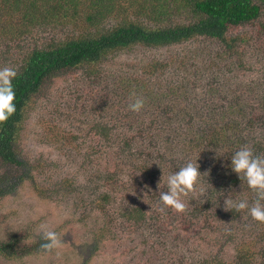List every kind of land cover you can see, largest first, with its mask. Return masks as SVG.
I'll return each instance as SVG.
<instances>
[{
    "label": "rangeland",
    "instance_id": "374dc122",
    "mask_svg": "<svg viewBox=\"0 0 264 264\" xmlns=\"http://www.w3.org/2000/svg\"><path fill=\"white\" fill-rule=\"evenodd\" d=\"M254 2L263 11L264 0ZM158 4L156 0H0V67L16 69L27 51L97 34L124 21L156 28L188 24L195 18L190 8L178 10L169 3H163L165 15L158 16ZM260 24L257 19L229 30L239 39L233 49V58L239 54L234 66L227 64L235 62L232 55L218 65L215 44L195 38L163 48L135 45L112 53L96 68H76L47 80L26 107L17 141L26 165L17 169L0 160V189L9 192L0 196V243L14 235L20 238L21 247L29 248L10 258L0 255V264H197L212 256L231 260L238 243L222 237L230 234L226 219L188 215L194 216L195 208L206 201L205 188L201 192L203 186H197L184 197L188 205L184 212L170 208L161 213L157 185L161 179L159 193L166 191L167 176L192 155L189 150L184 154L179 150L181 143L172 139L174 132L168 129L178 120V107L188 109L182 115L202 110L207 95L217 101L221 98L224 85L220 84H264V30ZM190 53L195 57L190 58ZM161 60L170 64L154 75L143 74L147 64ZM182 76H190V84H185L189 95L178 100L175 109L166 108L169 125L165 116L160 124H149L150 112L164 108L162 100H144L141 111L134 112L131 102L118 95L120 84L143 82L150 86L147 92L162 93ZM118 77L125 80L118 84ZM204 84L218 87L210 93ZM142 130L160 136L156 149L148 146ZM127 141H131L130 147L123 145ZM222 153H211L214 159L206 156L213 159L209 161L198 157V163L201 167L214 163L222 169L226 164ZM142 162L156 174L150 177L151 168ZM137 166L143 169L142 176ZM105 176H113L124 189L114 191L115 185L103 182ZM230 190L248 201L255 199L244 187L231 186ZM104 192H109L114 223L103 240L95 243L105 218L94 202ZM144 193L145 198L139 200ZM141 204L149 217L135 225L128 223V208ZM166 215L170 217L167 224L154 218ZM41 224L59 233L60 247L51 252L35 249L42 242Z\"/></svg>",
    "mask_w": 264,
    "mask_h": 264
},
{
    "label": "trees",
    "instance_id": "16d2710c",
    "mask_svg": "<svg viewBox=\"0 0 264 264\" xmlns=\"http://www.w3.org/2000/svg\"><path fill=\"white\" fill-rule=\"evenodd\" d=\"M159 1L157 8L158 16H163V3L171 4L178 10L190 8L195 14L193 21L184 25H170L156 28H144L140 25L124 21L112 29L103 32L80 36L75 39L62 40L52 44L45 49H33L20 56V64L15 69L17 72L13 84L16 91V111L3 123H0V160L3 164L22 169L26 163L18 153L17 141L20 136L23 122L25 120L26 107L31 98L37 94L43 84L64 71L76 68H96L102 64L112 53L121 50L130 49L135 45L143 47H171L183 44L196 39H202L215 44L213 50L217 63L226 61L228 56L232 55L235 62L229 60L227 64L232 66L238 64L239 54L233 58L234 48L237 46V37L231 36V28L250 24L257 19L260 20V27L264 30V9L254 2V0H156ZM162 2V3H160ZM33 5V3L31 4ZM36 5V1H35ZM96 17V15H95ZM262 18V19H260ZM89 19H93L91 16ZM194 54L190 53L191 56ZM178 57V56H177ZM211 56V61L215 60ZM166 59V58H165ZM169 60H161L156 63H149L143 73L156 74L169 65ZM124 78H117V83H121ZM143 80V79H141ZM140 80V81H141ZM128 82V81H127ZM190 76L180 77L178 84L168 85L166 91L156 93L149 91V84H120L118 95H123L126 102L133 103L136 97H142L144 100L156 101L164 108H158L150 112L152 120L149 124H160L159 119L165 116L167 125L171 123L168 117L167 109H175L178 100L187 99L189 90L185 84H190ZM224 87H230L224 90L220 87L221 98L217 101L214 96L207 95L203 101L202 110L187 113V108L177 109V122L173 126H168L174 134L171 136L176 143H181L179 150L184 154L185 150L191 152L190 159L183 160L185 164L189 160L195 162L198 157L203 160L208 156L213 158L211 153H222L221 147L224 146V152L221 158H226V164L222 169L218 164H212L209 167L200 166V171L204 172L200 183L205 188L206 201L195 208L194 216L188 214L191 218L215 216L217 221L219 216L224 217L229 223L230 234H225L231 241L238 243L235 247V255L231 260H226L218 256H212L206 259L198 260L197 264H264V223H259L251 218L247 210L226 211L224 209V197L232 194L230 187L237 186L238 189L244 187L246 191L255 195L245 181H240L237 174L228 167L231 164L230 152L233 154L239 147L248 145L253 148L255 154L264 155V84H220ZM204 88L210 93L215 92L216 85L204 84ZM230 90V91H229ZM197 93H195L196 95ZM195 97V96H194ZM212 97V101H211ZM204 105V106H203ZM150 109V108H149ZM160 115L154 116L156 112ZM168 111V110H167ZM165 113V114H162ZM179 116L181 117L179 120ZM138 121L137 118H134ZM182 121V122H181ZM147 135V143L151 148H155L160 136L151 131L142 130ZM148 136H150L148 138ZM179 141H176L179 138ZM188 139V141H187ZM172 141V140H171ZM187 144H185V142ZM136 144L137 138L134 139ZM144 143V142H143ZM227 144H230L227 145ZM127 147L131 146V141L123 142ZM229 146V148H228ZM172 148V146H171ZM156 149V148H155ZM207 156V157H206ZM214 159V158H213ZM207 158V161L213 160ZM176 162V161H174ZM142 164H144L142 162ZM145 167L148 164H144ZM152 166L148 165V168ZM139 175H143V169L139 166ZM148 175L154 176L156 170L151 168ZM146 175V173H145ZM24 177V176H21ZM6 180L5 182H8ZM18 181H22L18 179ZM107 185L117 186L113 176H105L103 179ZM6 188L0 189V196L7 194ZM158 194L159 190H158ZM145 198V195H144ZM141 200V198H139ZM254 201L252 198L249 203ZM95 207L99 208L104 214L105 223L96 231L95 243L106 236L111 231L110 227L114 223V211L109 210L110 196L109 192H104L94 202ZM159 207L161 204L159 203ZM166 209H170L166 208ZM188 212H186L187 214ZM122 215V213H121ZM123 216V215H122ZM149 217L145 206H133L128 208L125 219L133 225L145 221ZM155 219L161 224L169 223L168 215ZM84 219V218H83ZM99 242V243H100ZM40 243L35 246L39 249ZM99 246H94L98 248ZM34 249V248H33ZM29 252L27 246H20V238L14 235L6 242L0 243V255L7 258ZM180 264H184L181 262Z\"/></svg>",
    "mask_w": 264,
    "mask_h": 264
},
{
    "label": "clouds",
    "instance_id": "9594fccd",
    "mask_svg": "<svg viewBox=\"0 0 264 264\" xmlns=\"http://www.w3.org/2000/svg\"><path fill=\"white\" fill-rule=\"evenodd\" d=\"M16 76L17 72L14 68L0 67V123L6 122L16 111V91L13 84ZM144 104L142 97H136L129 107L132 111L139 112ZM230 160L231 164L228 167L237 174L240 181H245L255 192V199L250 204L247 199L232 193L224 197V209L247 210L253 220L264 223V155L255 154L252 147L244 145L234 151ZM203 173L200 171L198 159L195 162L189 160L177 171L171 172L166 179L167 190L161 191L159 195L161 204L159 211L163 213L170 207L177 212H184L188 206L184 197L195 192ZM160 181L161 179L157 185L158 190ZM203 191L204 189H201V192ZM145 193L140 197L141 199L144 198ZM40 240L42 242L39 247L44 252H51L62 244L59 233L44 224L40 225Z\"/></svg>",
    "mask_w": 264,
    "mask_h": 264
}]
</instances>
